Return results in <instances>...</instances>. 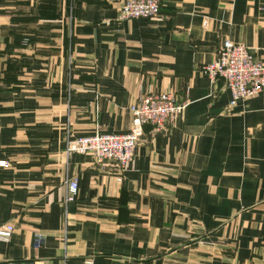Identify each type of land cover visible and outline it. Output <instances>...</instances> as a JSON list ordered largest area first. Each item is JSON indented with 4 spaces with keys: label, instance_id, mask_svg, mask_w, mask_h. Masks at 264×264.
<instances>
[{
    "label": "crops",
    "instance_id": "0c3cea01",
    "mask_svg": "<svg viewBox=\"0 0 264 264\" xmlns=\"http://www.w3.org/2000/svg\"><path fill=\"white\" fill-rule=\"evenodd\" d=\"M125 1L0 0V264H264V93L202 72L226 40L264 62V0ZM161 92L183 109L126 167L67 154Z\"/></svg>",
    "mask_w": 264,
    "mask_h": 264
},
{
    "label": "built area",
    "instance_id": "2783aa9c",
    "mask_svg": "<svg viewBox=\"0 0 264 264\" xmlns=\"http://www.w3.org/2000/svg\"><path fill=\"white\" fill-rule=\"evenodd\" d=\"M159 0H126L120 9L119 21L149 19L159 16ZM202 72L212 81L223 80L230 90V106L239 100L264 93V62L257 59L251 48L226 40L217 53V58L202 67ZM183 106L176 102L168 92L151 93L140 96L130 106L132 125L123 133H94L69 140L67 154L91 155L98 163H113L120 168L126 167L134 158L138 142L145 134L147 125L155 130H163L171 124L182 111ZM7 162H0L4 167ZM79 183L72 179L67 184V201H74L78 194ZM14 231L11 224L0 226V240L8 241ZM42 236H38V243ZM6 264H42L30 261H10Z\"/></svg>",
    "mask_w": 264,
    "mask_h": 264
},
{
    "label": "rangeland",
    "instance_id": "374dc122",
    "mask_svg": "<svg viewBox=\"0 0 264 264\" xmlns=\"http://www.w3.org/2000/svg\"><path fill=\"white\" fill-rule=\"evenodd\" d=\"M130 109V108H129Z\"/></svg>",
    "mask_w": 264,
    "mask_h": 264
}]
</instances>
